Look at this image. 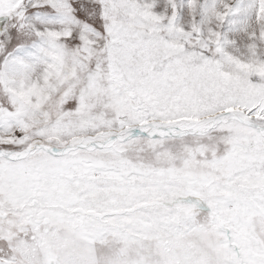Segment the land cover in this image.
Segmentation results:
<instances>
[{
	"label": "snow or ice",
	"instance_id": "snow-or-ice-1",
	"mask_svg": "<svg viewBox=\"0 0 264 264\" xmlns=\"http://www.w3.org/2000/svg\"><path fill=\"white\" fill-rule=\"evenodd\" d=\"M0 264H264V0H0Z\"/></svg>",
	"mask_w": 264,
	"mask_h": 264
}]
</instances>
